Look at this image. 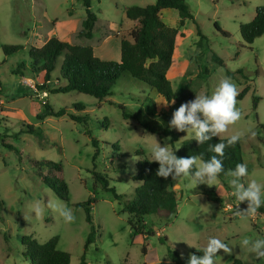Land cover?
I'll return each instance as SVG.
<instances>
[{"label":"rangeland","instance_id":"rangeland-1","mask_svg":"<svg viewBox=\"0 0 264 264\" xmlns=\"http://www.w3.org/2000/svg\"><path fill=\"white\" fill-rule=\"evenodd\" d=\"M154 1L93 0L91 9L98 20L92 37L86 38L78 36L85 17L78 0H0V200L3 201V206L0 205V264H30L22 254L23 235H32L39 242L59 236L58 249L70 253V264H79L84 252L86 264H172L168 248L185 256L204 248L211 237L221 239L231 248L229 253L219 250L215 264H232L236 258L256 264L255 255L247 251L242 240L264 239V213L244 214L246 201L236 204L229 185L230 172L224 179L217 178L211 186L199 183L212 188L220 201L198 193V184L195 186L190 179L182 175L173 179L172 176L171 188L178 198L175 217L166 221L164 212L145 216V230H152V235H132L122 204L111 192L96 191L97 202L92 204L91 215L98 232L95 241L84 251L90 226L85 220L84 207L73 204L84 202L92 195L89 170L93 169L94 147L83 125L71 120L68 113L89 116L91 136L101 146L95 170L113 179L111 185L117 193L130 197L140 185L131 178L138 159L135 150L141 148L152 158L150 149L157 143L174 154L180 142L195 137L194 133L177 131L171 126L162 115L174 111V103H167L154 89L127 73L120 76L113 94L102 101L76 91L43 95L36 89L40 78L35 79L27 72L24 76L15 73L17 63L26 60L25 51L5 56L1 50L2 44L41 46L47 38L56 36L74 44L92 46L94 54L101 59L119 60L116 53L120 23L124 20L123 8L143 7ZM187 3L194 21L188 19L179 27L184 36H177V48L167 73L172 88L190 91L196 98L201 93L210 95L225 78L236 85L238 94L248 87L242 98H236L241 119L217 135L228 137L241 133L240 152L248 175L240 178V182L245 187L250 180L264 183V34L251 45L241 46L239 32V26L253 18L255 8L263 6L264 0H187ZM162 17L169 25H177L175 10L166 9ZM110 37L112 39L108 40ZM212 52L223 59L225 66L211 60ZM205 67L208 73L199 75ZM240 69L242 72L237 73ZM53 76L51 86L55 85V72ZM25 78L33 82L31 86L24 83ZM145 97L153 103H147ZM46 101L54 110L65 108L67 114L38 119ZM74 104H80L83 109L77 112ZM141 104L145 109L143 120L156 118L162 127L169 125L179 132L178 140L172 143L167 137L148 132L135 119H124L118 107L137 110ZM148 106L151 110L155 107L159 116L147 115ZM27 124H32L36 132L21 133ZM115 143L122 149L121 154L115 152L112 146ZM10 146L20 151L21 159ZM111 156L114 166L121 163L125 168L119 172L112 170L108 159ZM32 160L62 164L68 201L60 199L42 183ZM196 161L199 164L202 160ZM65 211L73 214L71 222L64 219ZM161 237L166 238V242H161ZM261 261L264 263V258Z\"/></svg>","mask_w":264,"mask_h":264},{"label":"trees","instance_id":"trees-1","mask_svg":"<svg viewBox=\"0 0 264 264\" xmlns=\"http://www.w3.org/2000/svg\"><path fill=\"white\" fill-rule=\"evenodd\" d=\"M81 2L85 17L81 22V29L78 32L79 37H92V31L98 17L91 9L93 0H78ZM163 9L175 10L178 14L177 25L172 26L166 23L162 17ZM123 21L120 23V57L119 60H104L94 54L90 45H80L70 43L51 36L45 40L41 46H30L26 48L21 44H2L1 50L5 56L15 55L25 51L26 60L17 63L15 73L24 76L27 72L35 79H41L36 89L40 92L47 93H67L76 91L90 95L102 101L113 94V87L123 73L154 89L162 96L167 103H174L175 109L167 114L162 115L168 119V123L174 115V112L182 103L190 102L195 99L192 92L175 91L172 88L171 81L168 78V71L172 65L175 50L177 48L179 27L184 25L188 19L194 21L187 0H155L154 3L146 6H126L123 8ZM217 29H220L215 24ZM223 32V31H222ZM239 32L242 39L241 46H249L254 39L264 34V5L255 8L253 18L239 26ZM197 33H200L197 26ZM223 34H226L223 32ZM211 60L220 66H225V62L215 52L211 54ZM57 71V72H56ZM55 85L51 86L50 81L54 79ZM237 73L242 70H237ZM208 68L200 70L199 75L207 74ZM228 75L233 78L232 72ZM1 89V84H0ZM248 90L245 87L238 95L240 99ZM147 103H153L148 97L144 98ZM257 99V98H255ZM142 105V104H141ZM75 110L81 111L83 107L80 104H74ZM124 119H135L148 132L157 134L160 137H167L173 143L178 140L179 132L171 127H162L159 120L152 118L143 120L144 106L137 110H129L123 105L118 106ZM147 115L158 117L154 108L148 106ZM67 114L65 108L54 110L53 106L47 101L43 104L41 113L37 115L38 119L44 120L49 116L59 117ZM71 120L81 123L84 127V133L89 136L94 152L92 155V167L89 170L92 180V195L84 202H77L75 207H84L85 220L90 226L89 233L84 242V251L95 241L98 230L94 226L91 207L96 203L95 193L98 190L111 192L114 198L122 204V212L128 214L127 223L132 235H152V230L146 231L144 217L160 212L166 213V221L175 217L178 206V198L172 187V174L167 178L157 175L159 167L158 162L141 149H136L135 154L138 156L136 163L133 165L131 178L140 182V185L134 189L133 196L126 193H117L114 185H111L113 179L107 177L104 173L96 171V158L98 157L101 146L100 142L91 136L88 128V115L68 113ZM36 128L32 124L26 125V130L21 133H34ZM226 137L218 135L211 136L209 140L203 143L197 142L195 137L180 142L174 155L177 158L195 157L202 161H210L217 154L213 151V146L224 141ZM118 154L122 149L118 144L112 145ZM19 159L20 151L10 146ZM121 154V152L119 153ZM118 156V155H116ZM109 157L110 167L112 170L119 172L125 168L124 164L113 165ZM222 159L223 172L218 176L219 179L224 177L233 170L237 164L243 163L240 152V140L234 145L224 149ZM32 166L42 183L52 189L57 196L68 201L69 191L64 177V170L61 163L50 160H32ZM190 174L195 172V166L189 170ZM198 193L207 197L213 196L215 201H220V197L212 188L204 184H198L196 187ZM3 206V201L0 200ZM245 206L248 207L247 202ZM257 212L264 213V206L260 207ZM59 236H52L45 242H39L32 235H23L21 244L24 247L23 256L28 259L30 264H70V253L58 249ZM161 242H166V238L161 237ZM192 255L202 256L203 252L199 249L193 250L185 256L174 248H168V257L172 264H188V258ZM256 264H264L261 258L254 259ZM79 264H86L85 252L81 256ZM232 264H252L243 262L240 259L232 260Z\"/></svg>","mask_w":264,"mask_h":264},{"label":"clouds","instance_id":"clouds-1","mask_svg":"<svg viewBox=\"0 0 264 264\" xmlns=\"http://www.w3.org/2000/svg\"><path fill=\"white\" fill-rule=\"evenodd\" d=\"M237 95L236 85L225 78L218 83L210 95L201 93L194 100L182 103L174 112L170 125L177 131L187 130L194 133L197 142L203 143L211 136L226 132L230 125H234L241 119V111L236 107ZM240 138L241 133L228 136L223 142L214 145L213 151L217 156L223 157L224 149L234 145ZM150 152L152 160L159 164L157 175L163 178L172 174L173 179H176L182 175L190 179L195 186L199 183L211 186L223 172L222 159H218L217 156H213L210 161H201L197 164L195 157L177 158L171 150L157 143ZM194 166L196 171L190 174L189 170ZM229 175L232 177L229 185L236 204L246 201L248 207L244 214L254 215L260 207L264 206V183L250 180L245 187L244 183L240 182V178L248 175V168L244 163L237 164ZM62 215L68 222L74 219L70 212L65 211ZM242 244L256 258H264V239L246 238L242 240ZM199 250L203 252V255L190 256L188 264H215L214 258L219 256V250L225 253L231 252V248L224 241L215 237L209 238L206 246Z\"/></svg>","mask_w":264,"mask_h":264},{"label":"crops","instance_id":"crops-1","mask_svg":"<svg viewBox=\"0 0 264 264\" xmlns=\"http://www.w3.org/2000/svg\"><path fill=\"white\" fill-rule=\"evenodd\" d=\"M165 10L166 9H163L162 10V15L165 13ZM108 40L109 39H112L111 37L110 38H107ZM107 41V40H106ZM70 43H72L71 41H70ZM116 55L118 56V57H120V41H119V37H118V41H117V53H116ZM106 57H108V56H106ZM174 106H173V108H175V104H173Z\"/></svg>","mask_w":264,"mask_h":264},{"label":"built area","instance_id":"built-area-1","mask_svg":"<svg viewBox=\"0 0 264 264\" xmlns=\"http://www.w3.org/2000/svg\"><path fill=\"white\" fill-rule=\"evenodd\" d=\"M23 81H24V83H25L26 85H28V86H31V85H32V83H33L31 80H30V81H28L26 78H25V80H23ZM46 93H47V92H45V91H42V94H43V95H46Z\"/></svg>","mask_w":264,"mask_h":264}]
</instances>
